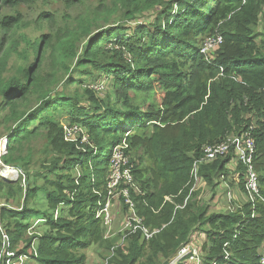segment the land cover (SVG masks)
I'll return each mask as SVG.
<instances>
[{
    "label": "trees",
    "instance_id": "1",
    "mask_svg": "<svg viewBox=\"0 0 264 264\" xmlns=\"http://www.w3.org/2000/svg\"><path fill=\"white\" fill-rule=\"evenodd\" d=\"M26 1L0 0V18L4 10ZM77 2L65 0L70 7ZM118 11L126 22L151 11L156 18L148 25L126 29L125 34L121 26L110 27L92 38L93 25ZM262 16L264 0H113L111 12L81 18L74 27L57 23L50 12L42 13L34 26L42 29L46 25L50 33H40V37L20 33L11 37L22 20L20 16H3L0 26L6 33L0 43V108L18 124L6 134L3 165L11 166L15 146L43 127L48 144L56 157L60 156L48 169L53 171L63 163L66 171L65 182L60 176L50 182L52 191L45 190L47 208L43 213L28 208L29 200L42 190L34 185L37 173L17 166L24 177L20 175L10 182L0 176V189L22 199L17 209L0 208V223L12 249L18 255H27L34 245L37 264H85L81 251L92 245L110 250L107 264H168L181 245L193 243L194 235L201 233L205 240L199 249L208 263L259 264L264 203L247 201L232 212L210 213L208 205L192 197L196 190L190 194V173L203 147L219 144L252 127L254 167L263 182L264 198V35L257 32ZM215 34L222 37V44L202 54L204 40ZM84 40L87 43L80 47L79 54ZM29 54H33L29 66L11 63L14 56L28 60ZM72 61L75 72L88 75L89 67L112 75L116 85L124 88L127 99L141 94L150 105L118 110L97 99L91 89H85L92 104L89 108L73 96L62 99L60 95L48 101L51 86L58 81L53 68L71 74ZM45 65L49 66L47 73L52 71L49 78L41 76ZM68 81L83 85L81 79L70 75ZM35 97L40 101L38 107L20 115L18 108L28 107ZM57 106L69 110L70 125L87 131L92 143L87 150L77 152L74 143L64 140L62 125L48 116ZM34 121L38 125L31 130ZM123 141L129 153H141L134 158L132 170L138 187L137 192H131L136 214L146 226L159 232L149 241L136 234L121 245H113L106 239L107 228L96 209L106 198L107 179L103 174L110 167L114 149ZM233 161L230 153L201 166L198 176L213 186L212 177L227 182L230 175L226 173ZM235 163L234 172L239 175L234 180L244 189V169ZM74 167L77 180L76 175L72 179L69 174ZM165 197H171L172 202L165 201ZM36 215H42L38 219L48 225L45 234L28 223ZM1 245L0 231V249ZM226 255L228 260L223 261Z\"/></svg>",
    "mask_w": 264,
    "mask_h": 264
},
{
    "label": "rangeland",
    "instance_id": "2",
    "mask_svg": "<svg viewBox=\"0 0 264 264\" xmlns=\"http://www.w3.org/2000/svg\"><path fill=\"white\" fill-rule=\"evenodd\" d=\"M113 4V0H78V2L70 7L65 3V0H27L26 3H20L16 8L14 9H6L2 12L3 16L8 17H17L20 16L22 20V25L20 28H18L16 31H13L10 36L16 37L17 34H27L29 37H40V33H43L44 35L49 34L50 31L48 30L47 26L44 25L42 29H38L34 26V23L38 20V17L42 13L50 12L54 18H56L55 21L57 23L62 24L65 23L70 27H74L77 23L81 22L84 17H92L96 12H111V7ZM1 17V18H2ZM1 18H0V24H1ZM156 18V13L151 11L148 13H145L144 15L137 16L134 20L131 21H124L121 19V12L118 11L114 13L113 15L104 16L101 18L97 24H94L92 27V33L91 37H95L100 32L106 30V28L110 27H123L124 33L125 30L128 29H134L135 27H139L138 25H145L149 24ZM162 21V18L160 19ZM125 26V27H124ZM257 32L264 35V16L260 18V23L257 26ZM4 33H6V30H3L0 26V43L1 39L4 36ZM264 38V37H263ZM261 38L257 39V42H260ZM87 43V40H84L81 42L78 52L81 54L80 47ZM33 59V54H29L28 60H18L15 56L12 58L11 63L20 64L29 66L31 61ZM209 59H211V56H209ZM75 62H71V68H73V64ZM23 67V66H22ZM21 67V73L20 77H23ZM43 71V69H42ZM49 71V66L45 65L43 74L41 76H44L45 78H49L48 75L51 72L47 73ZM88 75L80 74L78 72H75L74 68L68 75H65L60 70L53 68V74L56 76V79H58L56 85L51 86V93L50 98L48 101L52 100L53 97L58 98L60 95L63 97L62 99H65L67 97H76L78 98V103L85 105L89 108L91 106V102L88 98V96L85 93V89H91L93 92H95L94 96L99 99L100 101H104L107 106H111V108H115L118 110L128 111L133 108H138L139 106H145L150 105L149 102L143 101V99H147L144 95H130L131 99H127L126 93L124 88L121 86H117L114 78L112 75H106L103 72L91 69L88 67L87 69ZM69 75L70 78H77L81 79L83 82V85H79V83L73 84L72 82H69ZM113 78V79H112ZM96 86H100L101 90L97 91L95 89ZM130 94L132 92L128 91ZM159 95H156L155 99L157 101L159 100ZM61 99V98H60ZM40 104V101L36 99V97L31 100V104L28 105V107H20L18 108V113L22 115L28 114L30 111L36 109L38 105ZM143 110V109H141ZM69 110L65 107L57 106L55 110L48 112V116L51 117L53 120L57 121L59 125H70L68 122L69 117ZM18 124H15L14 121L9 118V112L4 111L0 108V152L2 154L1 156V162L2 157L4 154V147L2 148V144L5 143L7 133L10 130V133L17 127ZM38 125L37 121H34L31 123L30 128L33 130ZM72 125V124H71ZM85 139V140H84ZM64 140L68 143H74V149L77 152H80L81 149H86V147L92 145L91 140L87 134V131H82L81 133L68 135L65 137L64 134ZM83 147V148H82ZM129 149V148H128ZM87 150V149H86ZM125 156H128L130 163L132 165V170L134 168V158L138 159L139 152L134 153L128 150L124 152ZM11 159H14L15 162L11 164V168L17 169V166H23L26 170H29L30 173L36 175L34 178V185L41 188L42 190H39L35 197L29 200L28 208L31 210H37L40 213H43L46 211L47 208V191H52L54 187L50 184L51 181H55L60 179V176L63 178L61 179L63 182L66 181L64 175L66 174V171L63 170L64 165L61 163L58 168H56L53 171H50L48 168L50 163L59 157H56L54 151L48 144L46 140V132L43 127H40L36 133L31 136L29 139L23 140L21 145L15 146V151L12 155H10ZM16 157H20L17 161L15 159ZM60 159V158H59ZM72 159V158H71ZM70 159V160H71ZM80 162V160H78ZM3 164V162H2ZM7 166V165H6ZM1 168V167H0ZM20 169V168H19ZM109 169L108 166L107 170L104 172L103 176L104 179H107L109 175ZM20 171H22L20 169ZM20 171H18V177L17 174L10 173V177H2V173L0 176L5 179L6 181H13L18 180L20 177ZM238 171L234 172L237 173ZM79 173H81V168L79 169ZM229 173V177L233 173L227 170V175ZM71 178L73 179L76 175V169L75 167L72 168V171L69 172ZM237 174L236 176H238ZM13 176V177H12ZM228 179L230 180V178ZM75 179H78V175H76ZM212 180L214 181V186L209 185V183L203 179H200L199 177V183L196 188L195 195H192V197L195 200H198L199 202H203L206 205H208L210 213H223V212H216L214 208L218 209H227L230 205L228 204V199H226V193L227 190L222 189V184H229V180L227 182H222L223 180L221 178L212 177ZM261 189H263V182L260 181ZM33 185V184H31ZM123 186V185H122ZM122 186L117 190L116 197L111 201L113 208L112 216H113V222L111 225V229L109 231V235L106 236V239H110L113 245H121V233L120 231L123 229L125 220L129 216L128 207L124 204L123 200L120 197V189ZM227 189V188H226ZM138 191V187L136 185V190L134 192ZM233 196V191H232ZM21 197L19 195H12L8 196L4 193L3 189H0V208L1 207H11V209H17L21 205ZM165 201L172 202L171 197H165ZM241 203V202H240ZM243 204V203H241ZM239 204V205H241ZM234 208L237 209L236 206ZM234 210V209H233ZM97 211V209H96ZM136 211V208H135ZM48 215L51 216V211L46 212ZM64 214H61L63 216ZM33 219H30L28 223H32L33 229L37 231L40 234H45L48 230V225H45L41 222H44L42 219V215L34 216ZM39 220V221H38ZM40 222V223H37ZM1 225V224H0ZM157 229V228H155ZM32 231V230H31ZM201 234V233H200ZM123 243V242H122ZM196 246V245H195ZM199 248V247H198ZM81 253L85 254L86 261L85 264H107L106 259L110 256V250L107 249L104 246H98V245H92L88 249L81 251ZM27 264H37L36 262L27 261Z\"/></svg>",
    "mask_w": 264,
    "mask_h": 264
},
{
    "label": "built area",
    "instance_id": "3",
    "mask_svg": "<svg viewBox=\"0 0 264 264\" xmlns=\"http://www.w3.org/2000/svg\"><path fill=\"white\" fill-rule=\"evenodd\" d=\"M222 37L215 34L204 40L201 53L206 54L222 44ZM97 91L101 90L100 86H96ZM63 131L65 137L73 135L74 133H81L82 129L78 125H63ZM85 140V139H84ZM128 150V145L123 141L118 145L113 152L110 163V173L107 177L106 183V198L104 203L100 204L97 209V217L103 218V224L107 228L106 236L109 235L111 225L113 222L112 216V203L111 201L116 197L117 190L120 189V197L124 204L128 207L129 216L125 220L123 229L120 231L122 242L132 235L139 234L144 241L151 240L157 233L158 229H152L144 224V219L136 214L135 204L131 198V192L136 190V186L132 176V165L128 156H125L124 152ZM234 155V160L242 165L244 169V189L247 195L248 202L254 204L257 200H261L264 203V198L261 196V185L259 181L258 173L254 167V158L256 154L255 140L252 135V127H249L246 131L239 135L229 137L225 141L215 144L207 145L202 148L201 156L194 160L191 169V179L193 180L192 191H195L198 183L199 168L203 165L212 163L213 161L223 158L228 154ZM2 156L0 152V157ZM0 166L3 168H9L14 171L18 177V169L11 168L2 164L0 159ZM21 173V171H20ZM20 175H23L22 173ZM24 177V175H23ZM24 181V179H23ZM186 201L184 203V206ZM180 208H183L180 207ZM1 224V223H0ZM2 245L0 249V264H27V261L34 262L36 258L35 246L32 245L27 255H18L17 252L12 249V244L8 235L2 229L0 225ZM31 232V231H30ZM31 235V233H29ZM35 242V241H34ZM34 255L33 258L30 256ZM228 260V256L224 257V260ZM168 264H221L217 260H213L208 263L203 258L200 249L193 243H187L181 245L174 256L169 260ZM264 264V242L260 248V263Z\"/></svg>",
    "mask_w": 264,
    "mask_h": 264
},
{
    "label": "crops",
    "instance_id": "4",
    "mask_svg": "<svg viewBox=\"0 0 264 264\" xmlns=\"http://www.w3.org/2000/svg\"><path fill=\"white\" fill-rule=\"evenodd\" d=\"M4 147V144H2ZM237 167V164L235 163V161L231 162L229 164V170L233 173L231 175L232 178H230L231 180L229 181L231 183V187L227 186L226 184H222L221 188L227 190L226 193V199H228V204L230 205L227 209H218V208H214V210L216 212H223V213H227V212H232L234 211L236 208H234V206L238 207L240 206L239 204L241 203H247L248 199H247V195L244 191L243 188H239L237 186L238 184V180L235 181L234 177L238 174V173H234L235 169ZM225 183V182H224ZM227 187V189H226ZM232 191H233V196H232ZM241 202V203H240ZM234 209V210H233ZM205 240V237L203 234L200 233H196L193 237V244L196 245L197 247H201L203 244V241Z\"/></svg>",
    "mask_w": 264,
    "mask_h": 264
},
{
    "label": "bare ground",
    "instance_id": "5",
    "mask_svg": "<svg viewBox=\"0 0 264 264\" xmlns=\"http://www.w3.org/2000/svg\"><path fill=\"white\" fill-rule=\"evenodd\" d=\"M2 148H3V145H2ZM5 165V164H4ZM1 173H2V177H10V175L14 174L15 172L10 170L9 168H3L2 167V170H1ZM12 173V174H10ZM13 177V176H12Z\"/></svg>",
    "mask_w": 264,
    "mask_h": 264
},
{
    "label": "water",
    "instance_id": "6",
    "mask_svg": "<svg viewBox=\"0 0 264 264\" xmlns=\"http://www.w3.org/2000/svg\"><path fill=\"white\" fill-rule=\"evenodd\" d=\"M4 149H5V151H6V149H7V140H5ZM13 181H16V180H13Z\"/></svg>",
    "mask_w": 264,
    "mask_h": 264
},
{
    "label": "clouds",
    "instance_id": "7",
    "mask_svg": "<svg viewBox=\"0 0 264 264\" xmlns=\"http://www.w3.org/2000/svg\"><path fill=\"white\" fill-rule=\"evenodd\" d=\"M4 145H5V143H4ZM6 153V151H5V149H4V154ZM0 159H1V157H0ZM1 167V166H0ZM1 170H2V167H1ZM0 174H1V172H0Z\"/></svg>",
    "mask_w": 264,
    "mask_h": 264
}]
</instances>
